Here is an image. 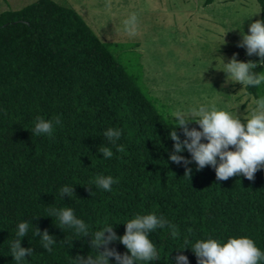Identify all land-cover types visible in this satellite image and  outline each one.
Here are the masks:
<instances>
[{
  "label": "trees",
  "instance_id": "16d2710c",
  "mask_svg": "<svg viewBox=\"0 0 264 264\" xmlns=\"http://www.w3.org/2000/svg\"><path fill=\"white\" fill-rule=\"evenodd\" d=\"M213 1L202 0V6ZM254 1L264 21V0ZM0 3V264H16L9 242L25 220L57 242L46 252L30 228L21 238L22 248L33 249L26 264H71L70 258L93 254L90 237L61 228L55 216L48 217V207L73 209L90 234L107 223L123 236L124 223L149 213L178 226L176 239L167 228L151 232L161 258L137 264H175L177 255L197 264L191 248L209 238L224 243L247 237L264 251V169L253 181L243 175L218 181L211 166L197 171L192 162L190 180L184 177L185 166L168 158L174 118L148 94L138 55L126 50L130 45L99 41L73 9L54 0ZM123 53L132 55V67L121 63ZM244 92L264 96V83ZM57 115L62 124L51 137L32 134L36 117ZM188 127L201 130L194 122ZM108 128L121 130L116 145H124V152L104 137ZM100 146L109 147L112 158H103ZM180 155L191 160L186 150ZM98 175L119 183L104 191L89 183ZM65 185L74 187L75 196L61 198ZM65 238L71 247L60 243ZM108 247L127 253L118 240ZM109 264L116 261L109 258Z\"/></svg>",
  "mask_w": 264,
  "mask_h": 264
},
{
  "label": "clouds",
  "instance_id": "9594fccd",
  "mask_svg": "<svg viewBox=\"0 0 264 264\" xmlns=\"http://www.w3.org/2000/svg\"><path fill=\"white\" fill-rule=\"evenodd\" d=\"M248 32L247 35H241V41L237 47L245 48L246 55L249 57L256 55L259 58L258 61L240 62L235 53L227 63H224L223 57L219 58L227 79L244 88L258 87L264 83V71H254L258 67L264 68V21L256 20L251 23ZM251 99L255 107L243 120L236 114L217 109L214 104L200 105L188 113L181 111L173 113L175 127L169 132V138L173 141V150L168 158L174 164L185 166L184 177L190 180L191 169L187 165L192 162H195L197 171L205 166H211L218 181H226L238 175L253 181L254 174L264 169V96L259 98L253 96ZM192 122L196 123L201 130L190 129L188 125ZM61 124L62 118L59 115L49 120L38 116L32 134L51 137L55 125ZM177 128L181 130L183 140L177 135ZM103 135L116 146L117 152L125 151L124 145H116L122 135L120 129L108 128ZM202 140H206L207 143H202ZM230 147L234 150H229ZM185 150L190 154L191 160L180 155ZM99 153L105 159L113 156L109 147L100 146ZM172 174L174 176V173ZM89 183H94L97 188L104 191H111L112 185L119 183V178L98 175ZM59 194L61 198L75 196L74 187L65 185L60 189ZM46 211L48 217L57 218L61 228L74 229L80 237H90L93 254H88L87 257L77 255L74 259L70 258L71 264H109V258L114 259L116 264L159 261L161 257L156 246L149 239V234L158 228H167L173 239L180 236L176 224L154 213L136 215L124 223V235L118 237L113 225L107 223L90 234L89 226L77 218L71 208L48 207ZM30 228L33 229V235L40 238L41 247L46 252L51 253L53 245L57 243L47 229L41 232L27 220L20 222L17 225L16 239L9 242L11 256L16 264H26L25 257L33 254L32 248L21 247V238L27 235ZM188 231L191 232V229ZM117 240L127 249L126 254H120L114 248L108 247ZM60 243L69 244L71 247V241L67 238ZM187 243L188 241L185 240V244ZM100 249L103 250L100 251ZM191 251L197 258V264H260L264 262V251H261L255 242L247 237H230L224 243L212 238L198 240ZM174 259L175 264H188V258L184 255H177Z\"/></svg>",
  "mask_w": 264,
  "mask_h": 264
},
{
  "label": "rangeland",
  "instance_id": "374dc122",
  "mask_svg": "<svg viewBox=\"0 0 264 264\" xmlns=\"http://www.w3.org/2000/svg\"><path fill=\"white\" fill-rule=\"evenodd\" d=\"M54 1L73 9L99 41L130 45L143 85L170 118L214 104L243 120L255 107L243 86L227 79L219 59L227 63L235 53L240 62L259 60L237 47L258 20L254 0H214L205 7L202 0ZM131 56L121 55L125 67L133 66Z\"/></svg>",
  "mask_w": 264,
  "mask_h": 264
}]
</instances>
